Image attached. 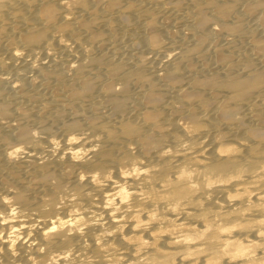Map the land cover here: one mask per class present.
Returning a JSON list of instances; mask_svg holds the SVG:
<instances>
[{"label":"bare ground","instance_id":"1","mask_svg":"<svg viewBox=\"0 0 264 264\" xmlns=\"http://www.w3.org/2000/svg\"><path fill=\"white\" fill-rule=\"evenodd\" d=\"M0 264H264V0H0Z\"/></svg>","mask_w":264,"mask_h":264}]
</instances>
